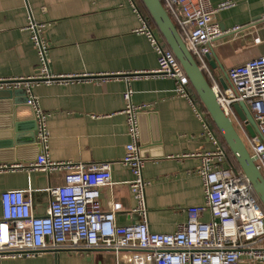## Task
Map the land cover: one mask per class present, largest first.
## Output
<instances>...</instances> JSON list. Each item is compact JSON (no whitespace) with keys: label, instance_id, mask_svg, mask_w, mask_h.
<instances>
[{"label":"crops","instance_id":"obj_1","mask_svg":"<svg viewBox=\"0 0 264 264\" xmlns=\"http://www.w3.org/2000/svg\"><path fill=\"white\" fill-rule=\"evenodd\" d=\"M220 1L212 0L213 4ZM235 1V7L218 14L221 27L252 23L260 27L264 38V0ZM134 2L137 4L136 0H0V78L30 77L39 71L38 51L26 26L30 17L44 23L51 73L79 78L68 83L40 82L33 87L40 106L49 114V157L85 165L110 162L113 184L102 187L101 201L104 208L113 202L119 204L116 218L122 225L139 219L131 212L135 206L128 184L132 173L122 163L130 141L123 111L124 93L130 85L132 101L144 105L138 114H145L141 124L145 123L150 140L144 166L150 228L173 232L187 221L189 206L205 202L198 172L201 159L191 155L212 151L215 145L204 134L203 120L192 103L175 92V80L152 74L131 77L137 72L151 73L158 66L156 52L137 31L140 18ZM261 53L264 44L255 46L252 34L246 32L233 44L214 50L219 65L214 71L222 76L231 64ZM127 77H131L129 82ZM197 106L205 114L202 106ZM65 174L66 170H4L0 172V189L25 190L33 197L35 212L42 215L48 212L50 202L46 188L61 184ZM202 218L209 220L210 214ZM128 262L126 250L117 253L64 247L37 256L0 260V264ZM241 264L264 262L243 256Z\"/></svg>","mask_w":264,"mask_h":264},{"label":"built area","instance_id":"obj_2","mask_svg":"<svg viewBox=\"0 0 264 264\" xmlns=\"http://www.w3.org/2000/svg\"><path fill=\"white\" fill-rule=\"evenodd\" d=\"M188 48L203 69L218 100L245 141L260 172L264 176V53L235 62L226 69L230 81L224 88L207 59L215 49H224L249 32L253 44H264L260 27L252 23L222 28L217 16L236 6L235 0H161ZM135 4V2H134ZM140 18L137 31L144 34L157 54L158 66L151 73L137 72L133 78L152 74L175 80V92L188 98L203 120L204 134L215 149L193 153L201 159L198 172L203 180L205 202L187 208V221L173 232H155L150 228L149 208L144 176L147 162L140 148L138 112L144 105L132 101L129 85L124 93L127 132L122 163L131 170L129 188L135 198L132 213L139 219L130 224L117 222L119 204L104 208L101 189L113 184L110 162L91 165L54 161L49 157V114L40 106L33 87L40 83H68L77 76L51 73L48 63L49 44L45 24L32 17L26 29L40 58L39 71L30 77L0 78V88L25 87L35 112L42 152L29 164H0L4 170H39L46 173L66 170L63 182L47 189L48 212H35L31 194L22 189H0V260L32 257L50 249L72 250L102 248L129 253L127 264H241L243 256L264 262V210L253 193V187L241 170L228 164V153L220 137L199 107L189 88L190 80L171 49H168L149 17L135 4ZM43 10H46L44 8ZM261 26L264 29V9ZM223 76V75H222ZM130 77V78H131ZM129 77L127 80L129 82ZM235 103H244L251 111L259 134L251 136L247 121L239 118ZM209 213L210 219L202 217Z\"/></svg>","mask_w":264,"mask_h":264},{"label":"water","instance_id":"obj_3","mask_svg":"<svg viewBox=\"0 0 264 264\" xmlns=\"http://www.w3.org/2000/svg\"><path fill=\"white\" fill-rule=\"evenodd\" d=\"M141 1L147 8L156 30L182 65L214 125L264 206V176L256 166L253 156L232 119L218 100L203 69L188 48L162 1ZM214 56L213 51L206 56L212 68L219 66ZM220 81L224 88L229 86L230 81L226 72L220 77ZM28 98L29 94L25 87L0 88V164L13 162L29 164L35 162L42 152V145L37 139L38 124L35 112L28 104ZM233 107L239 118L247 121L250 135L259 134L258 125L248 106L244 103H235ZM144 116L145 114H138L143 156L146 155V147L150 142L147 127L145 123L141 124V118ZM12 129H15L16 134ZM29 149L34 150L35 153L34 151L30 153Z\"/></svg>","mask_w":264,"mask_h":264},{"label":"trees","instance_id":"obj_4","mask_svg":"<svg viewBox=\"0 0 264 264\" xmlns=\"http://www.w3.org/2000/svg\"><path fill=\"white\" fill-rule=\"evenodd\" d=\"M136 3H137V5H138V7H139V10H140L144 15H146L147 17L150 18L152 25L155 27V24H154V22H153V20H152V18H151V16H150V14H149L147 8H146L145 5L143 4V2H142L141 0H136ZM155 28H156V27H155ZM163 41H164L166 47H167L168 49H170V47L168 46V44L166 43V41H165L164 39H163ZM215 69H216V68H213V70H215ZM208 81L210 82V84L212 83L209 79H208ZM189 88H190V90L192 91V94L194 95V97H195V99H196V102H197L199 105L202 106L203 111L206 113V117H207L208 121L210 122V124H211L212 128L214 129V131H215V132L218 134V136L220 137V140H221L223 146H224L225 149L227 150V153H228V164L231 165L232 167L238 169V170H241V168H240L238 162L236 161L235 157H234L233 154L231 153L229 147H228L227 144L225 143L223 137L221 136V134L219 133L218 129H217L216 126L214 125V123H213L212 119L210 118L208 112L206 111V109H205L203 103L201 102L200 98L198 97L196 91L194 90V88H193L191 82H190ZM253 193H254V196H255L256 199L259 201L260 205L262 206V208H263V210H264V206H263L262 203L260 202V200H259V198H258V196H257V194L255 193L254 190H253Z\"/></svg>","mask_w":264,"mask_h":264}]
</instances>
